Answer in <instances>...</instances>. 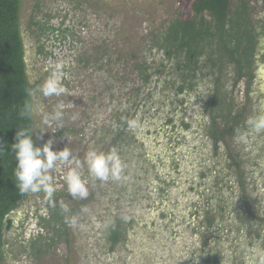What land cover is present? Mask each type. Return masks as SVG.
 Returning a JSON list of instances; mask_svg holds the SVG:
<instances>
[{
    "label": "rangeland",
    "instance_id": "rangeland-1",
    "mask_svg": "<svg viewBox=\"0 0 264 264\" xmlns=\"http://www.w3.org/2000/svg\"><path fill=\"white\" fill-rule=\"evenodd\" d=\"M193 1L21 0L27 75L31 83L39 80L32 95L37 109L32 113L33 140L42 147L54 139V151L67 147L75 159L49 173L51 193H32L20 204L26 219L17 234H5L3 264H206L210 250L220 264H264L263 241L256 236L259 231L264 238V129L250 126L248 134L226 135L216 143L206 128L198 129L204 106L213 97L211 68L201 64L191 79L194 91L185 100L194 108L187 111L184 98L171 91V82H180L179 72L163 77L173 64L149 48L152 32L168 20L192 16ZM239 1L232 0V5ZM248 1L253 20L264 21V0ZM33 19L43 28L48 22L75 28L60 44L49 31L40 36L33 28L27 30ZM259 50L250 86L244 79L235 83L233 67L224 69L222 94L234 99V115L242 112L247 123L264 115V36ZM144 62L150 72L163 71L146 86ZM57 64L62 65L65 94L44 97L39 86ZM60 102L63 109L57 107ZM55 110L62 111L59 123L45 124ZM92 150L115 151L121 162L119 179L89 176L85 157ZM77 160L88 187L84 199L73 198L66 184ZM202 170L207 179H202ZM171 181L176 185L169 187ZM195 182L199 184L192 192ZM55 210L67 221L75 216V225L67 222L62 231L54 230ZM195 212L200 220L213 221L214 228L196 232L191 224ZM41 218L52 222L47 226ZM118 219L122 240L109 252L106 238ZM249 223L255 225L252 234ZM32 242L30 254L21 251Z\"/></svg>",
    "mask_w": 264,
    "mask_h": 264
},
{
    "label": "trees",
    "instance_id": "trees-1",
    "mask_svg": "<svg viewBox=\"0 0 264 264\" xmlns=\"http://www.w3.org/2000/svg\"><path fill=\"white\" fill-rule=\"evenodd\" d=\"M191 8V17L182 18L177 15L168 20L166 26L152 32V37L149 38L150 51L162 52L165 60L173 64V70L164 74H161L162 69L150 72L152 68L144 62L143 69L141 68L143 84H150L154 75L161 74L167 78L180 69L182 77L186 78L184 82L181 81L178 85L171 82V91L179 97L194 91L195 83L191 79H196L201 64L202 67H209L213 75L214 90L213 97L210 98L213 100V107L208 111L211 121V124H207L208 135L215 137L218 142L223 141L226 135L232 137L241 133L248 134L250 125L244 120L243 113L236 112L234 115V99L226 98V93L222 94L226 81L224 69L234 68L237 74L235 83L244 79L249 85L253 81V73L257 67L256 58L261 53L259 48L264 36V21L255 22L252 19L253 9L248 0H240L237 6L232 5V0H194ZM20 10L21 0H0V264L5 260L4 250L8 247L5 234L9 233L6 230L9 215L32 194H22L16 187V160L11 147L15 143L18 129H33L32 114L24 118L20 112L25 104L33 105V94L29 95V92L35 93L39 84V80L31 83L27 75ZM46 26L41 27L33 19L27 30L33 28L40 36L49 31L53 41L65 44L69 39V32H73L75 28L67 27L64 23L58 28L50 22ZM57 43L54 45H58ZM160 65H165L164 60ZM202 76L206 75L202 73ZM184 127L188 129L189 125ZM220 128L223 131L219 132ZM51 219L56 222L54 230L62 231L67 227V220L56 210L53 211ZM51 219L41 218V221L47 222L49 226ZM121 221L118 219L106 238L110 245L109 252L122 240ZM208 222L213 225V221ZM247 226L252 234L255 229L253 224L249 223ZM256 234L259 238L262 233L258 231ZM34 247L32 242L29 247L23 246L21 251L30 254ZM36 251L40 253V250ZM215 257L210 250L206 255V264H220V259Z\"/></svg>",
    "mask_w": 264,
    "mask_h": 264
},
{
    "label": "clouds",
    "instance_id": "clouds-1",
    "mask_svg": "<svg viewBox=\"0 0 264 264\" xmlns=\"http://www.w3.org/2000/svg\"><path fill=\"white\" fill-rule=\"evenodd\" d=\"M62 65L57 64L56 68L51 72L47 79L39 86L38 91L44 97H61L65 94V87L61 83ZM33 93L30 91L29 95ZM64 103L58 104V109L64 108ZM37 109L31 104H25L21 110V117L27 118ZM62 118V111L55 110L48 113L45 124L50 121H59ZM248 124L256 131L264 129V115L250 118ZM43 137H39L42 139ZM54 139H48L42 147L37 146L33 140V132L28 128L18 129L15 136V143L12 144V151L15 155L16 167L14 176L16 187L22 193H37L46 191L51 193L50 172L75 159L70 149L65 147L63 150L54 151ZM85 162L87 164L88 174L93 179L107 180L109 177L119 179L118 172L121 166L120 159L115 151L110 153L89 151L86 154ZM77 167L71 168L66 175V184L68 192L73 198L79 197L84 199L88 196L87 182L78 170L79 161H76ZM62 210L68 212L69 209L65 205H61ZM70 226L76 223V217L73 216L67 221Z\"/></svg>",
    "mask_w": 264,
    "mask_h": 264
},
{
    "label": "flooded vegetation",
    "instance_id": "flooded-vegetation-1",
    "mask_svg": "<svg viewBox=\"0 0 264 264\" xmlns=\"http://www.w3.org/2000/svg\"><path fill=\"white\" fill-rule=\"evenodd\" d=\"M240 2V1H239ZM238 4V3H237ZM237 4L235 5V6H237ZM253 14V13H252ZM253 19V18H252ZM263 56V55H262ZM256 59H258V56H257V58ZM179 76H180V82L181 81H183L184 79H186V78H184V77H182V73H181V70L179 69ZM184 82V81H183ZM209 90L211 91V88H209ZM210 91H208V95L210 96V94H211V92ZM188 93H186V94H184V95H181L180 97H182V98H184V100H183V106H186V109H187V111H190L191 109L193 110V108L194 107H192V106H190V105H188L187 104V100H185L187 97H188ZM212 99V97L210 96L209 97V102L204 106V108L206 109V112L204 113V117H202L201 118V122L200 123H198V129L199 130H201L202 128H206L207 129V124H211V121H210V119H209V116H207V113L209 114V108H211V106H212V101L213 100H211ZM227 102V101H226ZM213 107V106H212ZM221 107H223V105H221ZM173 122V121H172ZM205 138L206 139H208L209 137H207V136H205ZM212 138H213V140L217 143V139L215 138V137H213L212 136ZM208 169H206V171H207ZM203 171V173H201L202 174V179L204 180V179H207L208 178V176H207V172L205 171V170H202ZM208 173L210 174V171H208ZM213 175V174H212ZM210 181V180H209ZM166 183L168 182V181H165ZM164 182V184H166ZM169 187H171V186H173V185H176V182L175 181H171V182H169ZM198 184L199 183H193L192 184V186H191V191L192 192H194L195 191V188L198 186ZM239 184V186H240V188H243V187H245V185H244V183H243V180L241 179L240 180V182L238 183ZM20 208V207H19ZM19 208H17L16 210H14L10 215H9V218H8V221H9V224H7V226H6V230L8 231V232H10V231H13V232H15L16 234H17V228H22V226H23V224H22V220H24V219H26V217H23L22 218V215L23 214H26V212H23L21 209H19ZM196 211L198 210V209H195ZM196 216V218L194 219V221H192V223L191 224H193V227H194V229H195V231L196 232H198L199 230L198 229H205L206 227H207V229H212V228H214V223H213V225H209L208 223V221L206 220L205 222H204V219L203 220H200L201 218H199V214L197 213V212H195V214H194V216L193 217H195ZM198 219V220H197ZM197 220V221H196ZM207 222V224L205 225V223ZM8 226H9V229H8ZM244 227H245V225H243ZM253 227L255 228V225H253ZM263 237V235L262 236H260L259 237V239L260 240H262L263 242H264V238H262ZM259 243V242H258ZM206 257V256H205Z\"/></svg>",
    "mask_w": 264,
    "mask_h": 264
},
{
    "label": "water",
    "instance_id": "water-1",
    "mask_svg": "<svg viewBox=\"0 0 264 264\" xmlns=\"http://www.w3.org/2000/svg\"><path fill=\"white\" fill-rule=\"evenodd\" d=\"M7 223L9 224V221H7ZM8 229H9V226H8Z\"/></svg>",
    "mask_w": 264,
    "mask_h": 264
}]
</instances>
